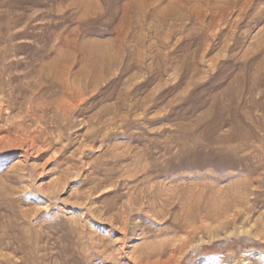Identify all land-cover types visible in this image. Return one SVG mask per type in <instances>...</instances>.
Returning <instances> with one entry per match:
<instances>
[{"label":"rangeland","instance_id":"374dc122","mask_svg":"<svg viewBox=\"0 0 264 264\" xmlns=\"http://www.w3.org/2000/svg\"><path fill=\"white\" fill-rule=\"evenodd\" d=\"M263 158L264 0H0V264H264Z\"/></svg>","mask_w":264,"mask_h":264},{"label":"bare ground","instance_id":"6f19581e","mask_svg":"<svg viewBox=\"0 0 264 264\" xmlns=\"http://www.w3.org/2000/svg\"><path fill=\"white\" fill-rule=\"evenodd\" d=\"M52 64H53V62H52ZM58 66V65H57ZM48 67V66H47ZM59 76V75H58ZM37 77V76H36ZM38 88V87H37ZM66 90H68L67 88H66ZM11 103V102H10ZM72 106V105H71ZM2 107V106H1ZM69 107V106H68ZM47 109V108H46ZM65 109V108H64ZM58 110V109H57ZM63 111V110H62ZM260 149V148H259ZM264 159V158H263ZM16 165V164H15ZM257 169V168H256ZM152 185V184H151ZM126 188V187H125ZM197 188V187H196ZM168 189H170V188H168ZM174 189V188H173ZM142 190V189H141ZM173 191V190H172ZM194 192V191H193ZM144 195V194H143ZM130 197V196H129ZM139 197V196H138ZM139 199V198H138ZM136 200V199H135ZM142 200V199H141ZM131 201V200H130ZM128 202H129V200H128ZM134 205V204H133ZM137 205V204H136ZM122 207V206H121ZM134 209V208H133ZM128 211V210H127ZM137 212V211H136ZM123 213V212H122ZM146 214V213H145ZM128 221V220H127Z\"/></svg>","mask_w":264,"mask_h":264}]
</instances>
